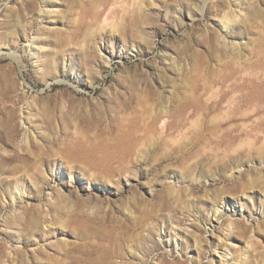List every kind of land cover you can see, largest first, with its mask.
<instances>
[{
    "label": "rangeland",
    "instance_id": "374dc122",
    "mask_svg": "<svg viewBox=\"0 0 264 264\" xmlns=\"http://www.w3.org/2000/svg\"><path fill=\"white\" fill-rule=\"evenodd\" d=\"M231 221L264 264V0H0V264H219Z\"/></svg>",
    "mask_w": 264,
    "mask_h": 264
},
{
    "label": "bare ground",
    "instance_id": "6f19581e",
    "mask_svg": "<svg viewBox=\"0 0 264 264\" xmlns=\"http://www.w3.org/2000/svg\"><path fill=\"white\" fill-rule=\"evenodd\" d=\"M203 10H204V7L199 8V13H203ZM224 19H225L224 20V25L222 26L223 28H225L227 26L226 23H229L231 21V19H228V18H224ZM224 36H222V38L221 37L220 38L224 42H226ZM260 108H261V110H263V108L262 107H259V106H256L255 109H256L257 112H259L260 111ZM255 109H253V111H255ZM240 215H241V213H240ZM232 229H233V222L231 221V222H229L226 225V231L224 232V234L221 237V239H218V243H217L215 249H217L219 247L221 249V251H222V254H221V257H220L221 259H219V261H220L219 264H243V262H242L243 258L240 255L239 256H236V257H233L234 254H233V252L231 250V244H230L231 243V241H230V235L231 234L230 233H231V230Z\"/></svg>",
    "mask_w": 264,
    "mask_h": 264
}]
</instances>
